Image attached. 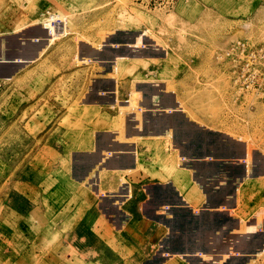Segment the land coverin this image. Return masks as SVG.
Here are the masks:
<instances>
[{
    "label": "rangeland",
    "instance_id": "rangeland-1",
    "mask_svg": "<svg viewBox=\"0 0 264 264\" xmlns=\"http://www.w3.org/2000/svg\"><path fill=\"white\" fill-rule=\"evenodd\" d=\"M129 204L98 264H264V0H0V264Z\"/></svg>",
    "mask_w": 264,
    "mask_h": 264
},
{
    "label": "crops",
    "instance_id": "crops-1",
    "mask_svg": "<svg viewBox=\"0 0 264 264\" xmlns=\"http://www.w3.org/2000/svg\"><path fill=\"white\" fill-rule=\"evenodd\" d=\"M39 14L41 11H38ZM33 16L31 15L29 17L30 20H32ZM41 34V33H40ZM161 98V97H160ZM31 193H34V190L32 191V189H35V184H31ZM84 192H80L78 193L75 197L79 196V199L77 201V204H71V210L68 209V205L66 203H64L62 205V207H60L58 209V213H56L57 215V220L56 221H61V219L63 221H66L68 219L69 216H71L72 214V209L74 211L75 208H77V206L80 205V203L82 204V196H83ZM171 194L176 195L175 193H169V195L171 196ZM74 197V198H75ZM138 199H136L137 202ZM135 201V200H134ZM133 201V202H134ZM135 202V203H136ZM134 203V205H135ZM134 205H125V207L122 208V213L119 215V219L118 222L115 223L113 222L114 218L111 219V222H108L106 224H104L102 227L100 228H95L93 225H91V222H93L94 220H97V218L100 217L99 212H97L98 208H93L89 211V213L87 212L84 217H82L79 221V223L77 224V232L79 234V238H81L84 246H89L92 250H95L96 253L95 254H99L96 257H87V256H83L84 260L82 259V261L80 262V260H68L66 262H71L72 264H98V263H105L108 261H111V249L110 247H112L113 245L117 246L119 248V251H127L129 250V248H132V242H131V237H128V234L131 230H134L137 228V221L135 219H132L130 222V225H126L125 221H124V217L127 214V210L128 211H132V208ZM75 206V208L73 207ZM134 210V209H133ZM126 220L127 217H126ZM61 221V222H63ZM124 221V222H123ZM123 222V223H122ZM128 228V229H127ZM129 230V231H128ZM152 231V229H151ZM130 238V239H129ZM63 245V244H59ZM65 247V244L63 245ZM59 252H61V250H59ZM79 261V262H78Z\"/></svg>",
    "mask_w": 264,
    "mask_h": 264
},
{
    "label": "built area",
    "instance_id": "built-area-1",
    "mask_svg": "<svg viewBox=\"0 0 264 264\" xmlns=\"http://www.w3.org/2000/svg\"><path fill=\"white\" fill-rule=\"evenodd\" d=\"M59 23H61V20H60V19H55V20H53V24H54V25H57V24H59Z\"/></svg>",
    "mask_w": 264,
    "mask_h": 264
},
{
    "label": "bare ground",
    "instance_id": "bare-ground-1",
    "mask_svg": "<svg viewBox=\"0 0 264 264\" xmlns=\"http://www.w3.org/2000/svg\"><path fill=\"white\" fill-rule=\"evenodd\" d=\"M63 177V176H62ZM76 180V179H75ZM84 192H86L85 190H83ZM74 201L77 203V199L75 198ZM68 207L70 208L71 205H68Z\"/></svg>",
    "mask_w": 264,
    "mask_h": 264
}]
</instances>
